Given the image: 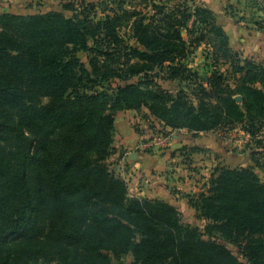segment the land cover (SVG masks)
I'll return each mask as SVG.
<instances>
[{"label": "trees", "instance_id": "1", "mask_svg": "<svg viewBox=\"0 0 264 264\" xmlns=\"http://www.w3.org/2000/svg\"><path fill=\"white\" fill-rule=\"evenodd\" d=\"M162 5L133 17L128 39L86 0L61 11L0 14V264H38L52 252L68 264L82 249V262L69 264H111L128 254L132 264H245L215 235L246 242L249 264H264V183L253 169L223 168L206 192L189 197L207 223L202 234L183 226L171 204L130 199L127 181L106 163L119 111L147 109L162 128L194 135L241 126L256 138L264 128V66L238 58L232 87L215 62L203 81L189 62L204 27L219 32L227 55L239 53L213 11L194 0ZM250 6L264 15L259 0ZM170 14L182 15L174 18L184 33ZM257 26L264 31V20ZM125 54L140 64L122 61ZM161 76L195 82L196 100L166 90L142 96L141 86ZM42 98L50 103L39 105Z\"/></svg>", "mask_w": 264, "mask_h": 264}, {"label": "rangeland", "instance_id": "2", "mask_svg": "<svg viewBox=\"0 0 264 264\" xmlns=\"http://www.w3.org/2000/svg\"><path fill=\"white\" fill-rule=\"evenodd\" d=\"M79 1L82 0H65V3L79 2ZM86 1L95 3L96 7H98L96 10V14L98 15V18L100 19L108 18L111 26H114L117 30H120L122 36H125L127 39L131 35L132 23L134 22L133 20H135L136 18L138 21H141L142 19H144V15L146 16V14H148V16H151L153 14L151 10L152 6H156V5L161 6L162 4H164L162 6L166 5L168 6V8L173 10V8L176 7L180 2V0H115V2L113 1V3H111L112 0H86ZM227 11L228 14L232 15V17H237L239 18V20L244 22H247L249 20L248 18H250L251 20L257 18H260L259 21L264 20L263 13L258 11L256 8L250 10V12H248L249 15L247 17L246 14L241 16L240 13L242 12L235 8H233L232 10L229 9ZM40 13H36V14H40ZM181 16L182 15H178V14H173V15L170 14L169 20L172 23L176 24L177 27L180 28L184 33L185 32L184 26H182V24H180V22L175 20L174 18L176 17L178 20H181L180 19ZM204 16H207L209 19L212 18L211 15L205 14ZM183 21L184 20H182V22ZM204 29H205V31L203 32L204 39H202L200 46L194 51L195 54L190 59L189 67H191L194 71L198 72L200 77L203 79V81H205V79L208 76H211L212 72L216 68L215 62H217L219 64L217 66L218 70L229 77L230 86L232 87L235 86L236 80H235V72L233 70V66L235 65L238 58H240L241 60H245V58L247 57H245L244 54L227 55L224 48L225 46L222 45V41H221L222 39L219 32L214 31L213 33H211L208 27H204ZM195 36H200V32L199 34H195L194 37ZM128 43L134 44L133 41L132 42L130 41ZM80 56L83 59V61L86 62L87 59L86 55L84 53H81ZM206 56H209V59H206ZM126 60L129 61L130 64H134V66L140 64L139 63L140 59L137 54H125L123 56L122 61H126ZM144 80L145 79L142 78L143 82H145ZM133 82L137 83L138 80L135 79L133 80ZM114 83L118 84V81L115 80ZM197 88L198 86L195 84V82L190 84L189 82L170 81L166 78V76H161L160 78L151 79L146 84H143L141 86L140 91L142 92V96H146L147 99L152 98L153 97L152 95L154 94H160V91L162 90L169 91L174 96H176L180 92H186L192 98V100L195 101L196 100L195 95L198 93L196 91ZM37 103L39 105H47L50 103V100L48 98H42ZM135 116H136L135 117L136 121L132 124V126L137 135L144 134L145 132L143 129L144 126H148L152 130H154L155 133L158 131L160 134H157L156 136L161 135L162 127L161 126L158 127V125L154 121L146 118V116L144 115V109L142 112H137ZM182 130H186V129H182ZM182 130H177V131H182ZM210 136L214 140H216L218 144H220L221 151L220 150L215 151L214 153L213 149L200 146V144L191 145L190 141L194 139L196 140L203 138L207 139L210 138ZM180 140L182 141L181 143L182 145L175 151V153L177 152L179 154L178 157L180 158V161H178V165H182L184 170L188 171L187 174H191L192 176H194V179H196L195 183L197 187V191H196L197 195L195 196H198L206 192L211 185L212 179H215L218 176L219 171L223 168H230V169L249 168L253 170L255 169L254 167L251 166L250 167H240V166L234 167V166H226V165L224 166L222 162L224 151H226L229 155L235 154L237 152L239 153L242 151L245 152L246 154H250V157L256 166H258L257 162H259V166H260L264 158V145H262V143L264 144V128L262 129V132L259 134V136L256 138L251 137L249 133L245 132V129L241 126L238 127L228 126V127H222L221 129H218L215 132L202 133L200 135H194L193 133L190 134L188 132V134H185L184 137L180 138ZM260 142H262L261 143L262 146H259ZM147 152L155 154L157 152L160 153L161 151H156V152L147 151ZM261 172H264L263 169L261 170ZM256 175L258 176L257 173ZM259 179L261 180L260 177ZM129 198L157 200V199H148V198H144L140 196H132V195H129ZM190 207H192L193 210H191L189 213L187 214L180 213L182 225L185 227H192L199 229L202 234H205L207 223L204 220H198L197 218L198 214L195 208H193V206L191 205ZM215 236L216 237L214 238V240L226 246L240 262L249 264V262L244 256L246 254L245 253L246 242H242L241 244L235 245L230 243L228 240L223 239L220 235H215ZM258 238H260L264 242V235L258 236ZM204 239L208 240V237H205ZM11 241L14 242L13 240ZM51 248L55 250L54 247ZM85 252H87V250L84 249L74 251V253H72L73 255H70V258L67 260L68 264L82 262L84 258L83 254ZM62 262L63 261L60 259V255L56 254V252H52L49 254L47 258L39 259L38 264H60ZM133 262H134V257L132 254L124 255L119 260L116 258L111 259V264H132Z\"/></svg>", "mask_w": 264, "mask_h": 264}, {"label": "crops", "instance_id": "3", "mask_svg": "<svg viewBox=\"0 0 264 264\" xmlns=\"http://www.w3.org/2000/svg\"><path fill=\"white\" fill-rule=\"evenodd\" d=\"M259 1L264 4V0ZM64 3L65 0H0V14L35 15L40 12L61 11ZM194 3L215 13L217 24L224 28L229 37V47L232 51L244 54L245 57L264 65V31L259 30L257 26L260 18L254 20L248 18L249 20L244 22L237 17H232L227 11L229 6H233L242 12L241 16L246 14L247 17L248 12L253 10L250 0H194ZM136 113L135 110L117 112L115 152L106 163L117 176L127 181L130 195L162 200L176 207L180 213H189L193 210L189 204V196L197 195L196 179L191 174H187L188 171H185L182 165H178L180 158L179 154L175 153L176 149L182 145L180 138L188 132L174 131L167 148L160 153H149L143 145L151 140L158 141L159 136L156 135L160 133L158 131L155 133L148 126H144V134L137 135L132 126L136 121ZM144 115L149 116V120L160 127L147 109H144ZM163 129L161 128L162 131ZM190 142L191 145L200 144L213 149L214 153L221 151L220 144L211 136ZM222 162L224 166L254 167V171L264 183V172H261L262 169L264 171V158L260 166H256L250 154L242 151L229 155L224 151Z\"/></svg>", "mask_w": 264, "mask_h": 264}, {"label": "built area", "instance_id": "4", "mask_svg": "<svg viewBox=\"0 0 264 264\" xmlns=\"http://www.w3.org/2000/svg\"><path fill=\"white\" fill-rule=\"evenodd\" d=\"M172 130L163 129L161 135L157 138L158 141H148L146 144L143 145V148L147 151H162L163 149L167 148L170 144V141L173 138ZM155 137H153L154 139Z\"/></svg>", "mask_w": 264, "mask_h": 264}, {"label": "water", "instance_id": "5", "mask_svg": "<svg viewBox=\"0 0 264 264\" xmlns=\"http://www.w3.org/2000/svg\"><path fill=\"white\" fill-rule=\"evenodd\" d=\"M238 102H242V98L241 97H237L236 98Z\"/></svg>", "mask_w": 264, "mask_h": 264}]
</instances>
